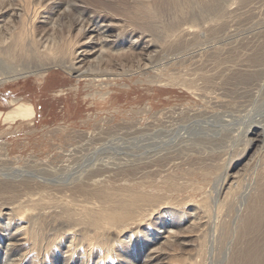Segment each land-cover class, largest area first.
<instances>
[{"label": "bare ground", "instance_id": "6f19581e", "mask_svg": "<svg viewBox=\"0 0 264 264\" xmlns=\"http://www.w3.org/2000/svg\"><path fill=\"white\" fill-rule=\"evenodd\" d=\"M262 5L0 0V86L28 76L44 84L60 69L76 83L123 82L138 74L137 82L181 88L200 100L256 98L264 89V27L238 33L229 23ZM46 11L49 21L41 22L48 27L39 30L36 22ZM24 104L21 95L0 99V106L31 120L36 108ZM183 110L172 111L175 124L192 118ZM238 123L237 144L200 138L194 128L189 133L193 126L146 120L107 128L106 137L86 139L77 131L83 156L65 166L15 168L0 158V264H168L169 257L179 264H264V124L255 114ZM103 140L110 148L84 152L85 142ZM237 157L244 172H232ZM174 162L219 174L203 198L154 193L157 176Z\"/></svg>", "mask_w": 264, "mask_h": 264}, {"label": "rangeland", "instance_id": "374dc122", "mask_svg": "<svg viewBox=\"0 0 264 264\" xmlns=\"http://www.w3.org/2000/svg\"><path fill=\"white\" fill-rule=\"evenodd\" d=\"M260 8V12L256 9V12L253 13L233 16L234 20L231 18L229 29L232 27L231 29L238 33H245L248 30L253 31L264 27V22H262L264 20V5ZM44 13H41L42 15L36 22L39 30L48 27V24L41 22L44 19H47V22L49 21L45 16L49 13L47 11ZM52 17L54 16L52 15ZM65 19V17L61 18L62 21L58 20L57 23L62 26ZM138 77L141 76L133 74L126 81L116 80L114 83L112 80L102 85L89 80L76 83L77 77L74 75L65 73L60 69H52L44 84H41V81L32 76H28L1 85L0 99L21 95L28 103L24 104L25 109L32 106L36 108L37 115L31 120L23 119L15 116L16 109H7L0 106V135H3L0 140V158L12 161V166L15 168L40 162L65 166L72 163L77 157L83 156L82 152H77L80 144V140L76 138L77 131L81 133V137L82 135L86 136V139H92L94 136L106 137L105 129L110 128L113 130L116 125L119 128L127 127L134 121L138 123H144L146 120L153 121L159 126L173 123L176 126L178 125V128L184 125L187 126L186 128L193 126L190 131L188 130L189 133L194 128L200 138L205 137L214 141L218 136L225 137L223 141L228 144L235 141L233 137L236 135V129L242 126L238 122L244 117L255 114L257 118L260 117L264 124V87L262 88L263 93L256 98L248 96L246 98L242 94L240 97L244 98L238 97L235 102L225 103L224 99L220 98L200 100L177 87L167 88L137 82ZM227 87L230 88V83H227ZM234 92L235 90H230L228 93L231 96H238ZM254 99L256 100L253 101ZM258 107L261 108L257 109ZM180 108H184L183 111H189V114L193 115L192 118L179 123V125L178 123L175 124L172 118L176 116L171 115V113ZM146 109H149L150 112L139 118V112L142 115L141 112ZM247 109H250V111ZM247 113L250 114L247 115ZM8 121L15 122L10 130L7 129ZM56 126H62L65 130L60 133L58 131L51 132ZM222 133H224L223 136ZM119 135H114L113 138L116 139L120 137ZM120 138L122 142L126 141V138ZM107 142L105 140L99 143L85 142L87 150L84 152H89V149H94L101 144L103 145L98 147L99 150L105 147L110 148V146L104 144ZM74 151L77 153L74 154ZM239 159L240 157L235 159L237 160V167L232 172H244L245 162L244 160L239 162ZM218 174L219 170L216 168L199 171L195 168L185 167L184 163L174 162V164H170L169 169L163 170L157 176L152 189L154 193H166L171 198L188 197V195L203 198L205 193L210 190L209 186ZM165 260L164 262L168 264H179L180 262L177 257H169Z\"/></svg>", "mask_w": 264, "mask_h": 264}]
</instances>
